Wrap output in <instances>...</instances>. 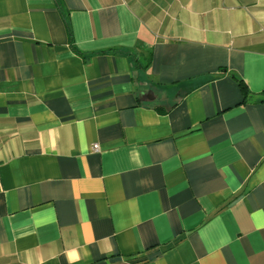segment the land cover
I'll return each instance as SVG.
<instances>
[{"label":"crops","instance_id":"0c3cea01","mask_svg":"<svg viewBox=\"0 0 264 264\" xmlns=\"http://www.w3.org/2000/svg\"><path fill=\"white\" fill-rule=\"evenodd\" d=\"M0 264H264V0H0Z\"/></svg>","mask_w":264,"mask_h":264},{"label":"trees","instance_id":"16d2710c","mask_svg":"<svg viewBox=\"0 0 264 264\" xmlns=\"http://www.w3.org/2000/svg\"><path fill=\"white\" fill-rule=\"evenodd\" d=\"M57 3H58V6L61 9L62 8V4L59 1ZM68 28H69V25H68ZM86 62H87V60H86ZM137 66H141V65L138 64ZM149 67H150V56L148 57V61H147L146 65L142 66V69L146 71ZM239 81H240V85H241L243 91L246 92V87H245L243 81H241V80H239Z\"/></svg>","mask_w":264,"mask_h":264},{"label":"built area","instance_id":"2783aa9c","mask_svg":"<svg viewBox=\"0 0 264 264\" xmlns=\"http://www.w3.org/2000/svg\"><path fill=\"white\" fill-rule=\"evenodd\" d=\"M94 149H95L96 151H99V147H98V145H95V146H94Z\"/></svg>","mask_w":264,"mask_h":264}]
</instances>
